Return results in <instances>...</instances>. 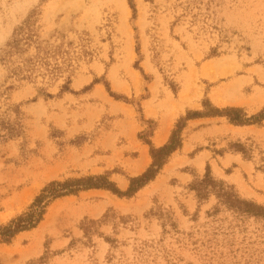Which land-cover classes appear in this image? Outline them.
I'll use <instances>...</instances> for the list:
<instances>
[{"label": "rangeland", "instance_id": "374dc122", "mask_svg": "<svg viewBox=\"0 0 264 264\" xmlns=\"http://www.w3.org/2000/svg\"><path fill=\"white\" fill-rule=\"evenodd\" d=\"M263 111L264 0H0V226L55 181L126 192L183 120L155 180L52 201L0 264H264V216L196 191L264 207Z\"/></svg>", "mask_w": 264, "mask_h": 264}, {"label": "trees", "instance_id": "16d2710c", "mask_svg": "<svg viewBox=\"0 0 264 264\" xmlns=\"http://www.w3.org/2000/svg\"><path fill=\"white\" fill-rule=\"evenodd\" d=\"M238 112L239 110L237 109L228 108L224 110L216 109L213 114H217V116L221 117H229L231 122L235 124L248 123L249 120L236 118V114H238ZM260 117L264 119V111ZM252 119L257 118L253 117ZM182 121L183 120L179 122L177 128L173 131L172 136L166 145L160 148L151 147V156L153 161L151 166L141 176L132 178L130 180V185L126 192L119 190L116 184L110 181L108 176H89L77 179H68L63 182H52L42 190L40 195L36 197L34 203L25 213L14 218L6 225L0 226V242L9 243L19 233L36 228L43 220L49 204L59 198L77 195L82 191L91 189H104L115 195L123 197L134 196L138 191L156 179L169 158L181 147ZM209 190H212L222 203L227 205L229 208L236 210L242 215L264 216L263 206L258 205L255 202L241 200L237 194L233 193V189L231 187L226 186L221 181H215L208 172L206 178L196 185V191L199 197H204L207 196L206 193ZM45 263L46 257L44 256L32 262L31 264Z\"/></svg>", "mask_w": 264, "mask_h": 264}, {"label": "crops", "instance_id": "0c3cea01", "mask_svg": "<svg viewBox=\"0 0 264 264\" xmlns=\"http://www.w3.org/2000/svg\"><path fill=\"white\" fill-rule=\"evenodd\" d=\"M150 118H154V117H150ZM164 134H166V130H163L162 126L160 128H157V130H155L154 135L152 137L153 141L156 142V141L162 140L161 144H155L157 147H160L164 144L165 142Z\"/></svg>", "mask_w": 264, "mask_h": 264}, {"label": "bare ground", "instance_id": "6f19581e", "mask_svg": "<svg viewBox=\"0 0 264 264\" xmlns=\"http://www.w3.org/2000/svg\"><path fill=\"white\" fill-rule=\"evenodd\" d=\"M209 67V66H208ZM212 68V67H211ZM208 74V73H207ZM184 103V102H183ZM182 107V106H181ZM167 136V135H166ZM158 143H161V140L158 141ZM143 165V164H142Z\"/></svg>", "mask_w": 264, "mask_h": 264}]
</instances>
